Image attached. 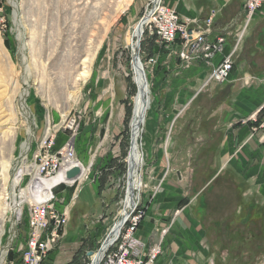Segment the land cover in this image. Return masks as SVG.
<instances>
[{
  "label": "rangeland",
  "instance_id": "obj_1",
  "mask_svg": "<svg viewBox=\"0 0 264 264\" xmlns=\"http://www.w3.org/2000/svg\"><path fill=\"white\" fill-rule=\"evenodd\" d=\"M147 1L0 0V264H24L21 254L28 237L30 206L43 198L33 197L29 184L37 180L32 179L47 149L41 142L49 128L55 134L56 147L67 138L73 140L81 169L72 182L51 188L56 208L67 215L55 246L61 240L70 243V264H86L89 252L98 248L120 218L128 185L130 121L137 92L126 38ZM104 24L108 30L103 35ZM138 41L151 106L138 138L143 184L134 191L138 193L135 200H140L145 211L144 199L160 191L164 177L180 176L182 192L195 201L193 207L202 209L199 217L207 225L215 212L216 205L211 203L216 194L209 193L205 182L215 167L209 148L199 151L209 138L201 140L194 128L201 118L210 120L211 104L204 100L200 105V98H215L227 84L198 89L188 80L178 85L176 79L170 84L172 77L182 74V68L176 75L178 63L174 61L173 71H158L162 58L148 54L154 41L141 36ZM86 69L88 72L83 71ZM72 116L77 119L75 132L66 127ZM205 123L210 128L211 122ZM241 181L239 172L229 170L230 235L232 229H241L246 223L256 228L262 220L252 212L264 209L263 197L244 193L246 185ZM12 197L18 202L16 210L9 208ZM236 209L249 210L250 216L235 215ZM50 231L51 227L45 233ZM249 244L245 249L250 257H235L241 247L229 244V264H264V255H255L261 249ZM52 262L46 258L44 264Z\"/></svg>",
  "mask_w": 264,
  "mask_h": 264
},
{
  "label": "crops",
  "instance_id": "obj_2",
  "mask_svg": "<svg viewBox=\"0 0 264 264\" xmlns=\"http://www.w3.org/2000/svg\"><path fill=\"white\" fill-rule=\"evenodd\" d=\"M164 2L176 10L181 20H190L192 29H197L203 19L215 11L213 29L209 37L213 39L217 35H223L225 38L221 52L211 59H201L186 67L182 66L177 56L175 59L174 53L165 52L152 41L148 54H158V57L162 58L158 71H173L175 62L178 63L176 75L181 70L179 68H182L179 79L172 77L170 84L176 79L178 85L188 80L193 86H197V89L208 86L211 88L218 84L213 81L206 84L211 70L220 63L224 55L232 51L234 61L232 77L220 84H227L226 87L220 89L215 98H200L199 104L204 100L211 104L210 120L201 118V125L197 120L194 128L195 133L200 134L201 140L206 136L207 142V137L209 138L208 145L199 151L209 150L212 167H215L213 175L205 182L208 184L209 193L216 194L211 203L212 206L216 205V208L210 222L207 225L203 222L199 217L202 209L193 207L195 201H191L182 192L179 183L183 180L182 177L177 176L174 179L165 176L160 191L147 201L144 199L145 214L140 221L137 235L145 243V247L156 242L161 244L162 251L158 259L161 264H229V244L235 245L236 249L241 247L239 252H234L235 257L238 254L241 257H250L245 249L251 247L248 245L250 242L255 243L252 245L254 249H261L260 254H255L256 257H262L264 209L261 207L252 212V216L262 219L256 228L246 223L241 229H232L230 235L227 201L229 170H235L240 173L242 184L246 185L244 193L248 191L260 194L263 197L261 203L264 204V143L260 140L262 130L255 129L264 118V2L248 23L244 18L246 0ZM199 94L194 99H197ZM205 122H211L210 128H207ZM198 128L201 129L199 132ZM234 214L245 215L246 218L250 216L249 210L245 212L244 209H236ZM239 232L241 235L237 237ZM235 233L236 235H233ZM57 244L47 258L53 260L52 264H70L73 256L72 250L68 251L70 243L61 240ZM242 262L244 263L240 260V263Z\"/></svg>",
  "mask_w": 264,
  "mask_h": 264
},
{
  "label": "built area",
  "instance_id": "obj_3",
  "mask_svg": "<svg viewBox=\"0 0 264 264\" xmlns=\"http://www.w3.org/2000/svg\"><path fill=\"white\" fill-rule=\"evenodd\" d=\"M263 2L264 0H246L244 14L246 23ZM215 14V11H212L197 29H192L189 25L191 21L181 20L176 10L166 5L164 0H148L139 18V23L142 24L141 39L143 37L150 39L165 52L176 54L183 67L201 59H211L222 51L225 42L223 35H217L213 39L209 37ZM153 59L154 57L149 58L151 61ZM233 61V51L224 55L220 63L211 70L206 84L210 81L223 84L230 79ZM66 127L73 132L76 131L75 116L69 117ZM255 129L262 130L260 140L264 143V118ZM54 140L55 134L49 128L41 142V147L47 149L40 157V167L36 165L41 177L43 175L51 178L61 172L64 173V180L57 182L52 188L64 182H72L73 180L66 178L65 173L71 167L80 164L75 155V143L71 138H67L57 147ZM53 199L54 195L50 191L49 197L30 206L26 221L28 237L21 254L24 264H43L59 238V228L66 223V213L56 208ZM135 199L137 198H134L132 205L127 208V213L124 215L120 213V218L113 222L100 240L98 248L89 252L90 259L86 264H161L158 260L162 251L161 244L156 242L145 247V243L137 235L145 211L140 200ZM116 225L117 230L113 233ZM50 227L51 231L46 234ZM96 253L100 255L94 260L93 255Z\"/></svg>",
  "mask_w": 264,
  "mask_h": 264
},
{
  "label": "bare ground",
  "instance_id": "obj_4",
  "mask_svg": "<svg viewBox=\"0 0 264 264\" xmlns=\"http://www.w3.org/2000/svg\"><path fill=\"white\" fill-rule=\"evenodd\" d=\"M104 25H106V24H104ZM107 28H108L107 25H106V27L104 26V28H102L103 35L108 30ZM141 34H142V24H139V21H137V23H135V25L133 26L132 30L128 33V35L126 34L127 35L126 41H127V44L129 45V47L131 49L132 55L138 54V56H139V41H138V39L141 36ZM91 43H92V41H91ZM131 68H132L133 80L135 82L137 92L135 93L134 98H133V113H132V118L130 121L131 146H130V150H129V154H128V185H127L125 197L123 199L121 211H119L123 215L127 213V208L130 205H132L133 199L138 197V193H136V195H135L134 191L138 192L139 189L141 188L142 184H143L142 179L139 175V167H141L140 165L143 162V160H142L143 156H142V153L139 149L138 138H139V134L141 132V125L144 123V118L146 116V112L151 106V100H150V96H149L150 89H149V85H148V82L146 79V74H145L144 67H143V64L141 62L140 56H139L138 60L134 58L131 61ZM83 71L88 72V69L83 70ZM83 71L81 72V74H83ZM47 132H48V130H47ZM29 171H30V169H29ZM54 177H55V181L53 180ZM54 177L42 178L41 175L39 174V170L38 171L35 170V173H34L32 180H34V178H35V180L36 179L37 180L33 184L32 183L29 184L30 186H32L30 189L31 191L29 190V192L32 193L33 197L42 196L43 197L42 201H43L45 198L49 197L50 191H51V188L53 187V185L56 184V182L64 180V173L61 172ZM38 181H42L41 182L42 184L40 185ZM42 192H43V194L40 195ZM35 201H37V200H35ZM37 202H39V200ZM17 203L18 202L15 200V198H13L9 208L12 210H16L17 206H18ZM4 209H6V208H4ZM1 212L5 213L3 211V209L1 210ZM2 230H3L2 224H0V236L3 232ZM116 230H117V225L114 227L113 233H115ZM99 255H100L99 253L94 254L93 255L94 260H96L99 257Z\"/></svg>",
  "mask_w": 264,
  "mask_h": 264
},
{
  "label": "water",
  "instance_id": "obj_5",
  "mask_svg": "<svg viewBox=\"0 0 264 264\" xmlns=\"http://www.w3.org/2000/svg\"><path fill=\"white\" fill-rule=\"evenodd\" d=\"M139 24H140V23H139ZM134 58L138 60V59H139L138 54L133 55L132 60H133ZM80 171H81V169H80L79 166H73V167H71L70 169H68V170L66 171L65 176H66V178H67L68 180H74V179L77 178V176H79ZM90 253H91V251H90Z\"/></svg>",
  "mask_w": 264,
  "mask_h": 264
}]
</instances>
